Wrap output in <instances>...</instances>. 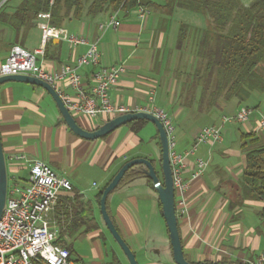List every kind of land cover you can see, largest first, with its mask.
I'll return each mask as SVG.
<instances>
[{
	"label": "crops",
	"instance_id": "1",
	"mask_svg": "<svg viewBox=\"0 0 264 264\" xmlns=\"http://www.w3.org/2000/svg\"><path fill=\"white\" fill-rule=\"evenodd\" d=\"M241 2L249 6L253 0ZM179 9L172 15L153 8L144 16L137 9L128 15L119 12V28L105 32L100 30V25L109 19L110 12L69 19L60 27L85 35L91 41L99 40L102 64L125 65V73L110 90L115 105L144 106L150 92L155 91L156 103L170 113L177 129L180 151L190 148L199 130L206 126L199 124L200 118L210 117V125L221 128L223 142L199 146L200 156L208 159L209 165L200 177L190 182L185 196L186 212L178 215L179 231L190 262L247 264L264 253V225L259 217L264 202L246 197L241 186L245 169L242 133L257 131L260 113H264L261 108L264 93L253 92L246 103L236 98L220 101L218 107L203 112L197 110V99L192 106H186L182 77L194 70L198 60L192 44L186 53L178 49L179 28L187 23L201 29L208 19L195 13V19L181 21L175 29L172 19ZM45 21L38 18L33 25L19 29L0 22V64L14 45L38 48L42 37L39 23ZM86 48L85 45L71 47L67 41L51 38L38 62L48 71H59L63 64L75 65ZM92 70L91 66L80 69L87 84ZM64 87L71 92L65 84ZM243 105L256 107L249 123L224 122V116H234ZM116 116L91 118L78 114L74 117L82 128L93 131ZM149 123L153 124L148 121L139 130L128 123L104 137L86 139L68 127L53 97L43 87L21 81L0 85V134L8 184H27L35 159L46 161L56 173L71 181L72 190L60 193L49 220L52 229L58 232V244L70 249L73 264L77 261L130 264L126 257H120L105 232L99 194L127 161L146 157L139 149L145 140L153 146L150 156L157 154L159 162L161 148L156 127L147 139L141 135ZM258 136L264 142V132ZM14 155H25L26 159H16ZM188 162L184 173L187 180L194 165L192 158ZM108 204L119 232L139 264H176L157 191L146 177L121 184L109 196ZM35 264L44 263L35 261Z\"/></svg>",
	"mask_w": 264,
	"mask_h": 264
},
{
	"label": "built area",
	"instance_id": "2",
	"mask_svg": "<svg viewBox=\"0 0 264 264\" xmlns=\"http://www.w3.org/2000/svg\"><path fill=\"white\" fill-rule=\"evenodd\" d=\"M141 16L148 12L143 5L137 7ZM38 17L42 29L41 45L36 49H27L14 45L9 56L0 64V77L6 75H31L50 84L63 100L68 110L74 115L91 118L112 117L131 112L144 111L155 115L163 124L169 145V156L175 187L177 215L186 212V192L191 180L200 177L209 165V160L200 156L199 146L221 143L225 136L220 127L206 125L196 135L195 143L185 151L177 147L176 127L170 113L156 103L155 91H151L148 103L144 106L115 105L110 97V90L125 73L123 63L105 65L101 63L99 40L91 41L85 35L70 32L50 24V12H40ZM118 12L100 25V30L118 29ZM51 38L67 41L71 47L85 45L86 50L78 56L75 65L63 64L59 71H48L38 62L44 54L47 42ZM91 66L89 84L84 80L80 69ZM64 84L71 89L67 91ZM255 109L243 105L234 116H224V122L249 123ZM257 132H264V113H260ZM16 159H26L25 155H14ZM192 158L194 165L190 179L184 173ZM72 190L71 181L61 176L44 160L35 159L30 168L27 184L17 182L7 187L6 204L0 220V264H73L70 250L58 244V232L52 229L49 215L56 205L60 193ZM247 264H264V253L255 261Z\"/></svg>",
	"mask_w": 264,
	"mask_h": 264
},
{
	"label": "trees",
	"instance_id": "3",
	"mask_svg": "<svg viewBox=\"0 0 264 264\" xmlns=\"http://www.w3.org/2000/svg\"><path fill=\"white\" fill-rule=\"evenodd\" d=\"M10 1L6 0L0 6V22L16 29L36 23L40 12H50V24L58 27L66 20L93 17L102 12L128 15L139 5L150 10H163L167 15H172L177 8L203 15L208 22L201 29L187 23H182L179 28L178 49L183 51L186 44L188 47L192 44L198 60L193 72L188 73L193 76L192 82H184L186 106H192L197 99V110L203 112L218 107L220 101L236 98L240 103H246L253 92L264 93V0H256L249 6L241 0H165L163 5L148 0H21L15 5ZM147 122L136 120L130 124L134 130H139ZM258 134L257 131L242 133L245 169L241 186L246 197L264 202V142ZM159 164L161 170L160 159ZM141 167L130 168L118 187L135 178L146 177ZM158 174L162 179L163 175L159 171ZM146 178L152 185L151 179ZM107 209L115 224L108 200ZM259 217L264 225V206Z\"/></svg>",
	"mask_w": 264,
	"mask_h": 264
},
{
	"label": "water",
	"instance_id": "4",
	"mask_svg": "<svg viewBox=\"0 0 264 264\" xmlns=\"http://www.w3.org/2000/svg\"><path fill=\"white\" fill-rule=\"evenodd\" d=\"M6 0L0 2V6ZM11 81H21L30 84H35L43 87L50 93L59 107L64 120L68 127L80 137L86 139H97L104 137L113 132L118 127L131 123L136 120H147L152 122L158 132L159 141L161 145V170L163 178L161 179L158 174L156 162L153 159L146 157H136L127 161L119 171L114 175L112 180L104 188L100 198V210L103 220L108 230L113 235L116 242L119 244L130 264H139L134 251L130 245L126 242L124 237L116 228L109 212L107 209V200L111 193L118 187L119 183L125 176L126 172L137 165L142 166L141 171L150 178L152 181L153 188L157 191L159 201L162 207V215L169 231L170 244L172 246L173 258L176 264H200L190 262L184 253L182 239L179 231L178 215L176 213V201H175V187L173 182L172 167L169 156V145L167 132L162 122L153 114L144 111L131 112L122 115H118L114 118L109 119L105 124L99 128L89 131L82 128L73 114L68 110L61 97L55 91V89L47 82L31 75H6L0 77V85ZM7 187H8V174L6 165V156L3 148L2 138L0 134V220L3 215V211L6 204L7 198Z\"/></svg>",
	"mask_w": 264,
	"mask_h": 264
},
{
	"label": "rangeland",
	"instance_id": "5",
	"mask_svg": "<svg viewBox=\"0 0 264 264\" xmlns=\"http://www.w3.org/2000/svg\"><path fill=\"white\" fill-rule=\"evenodd\" d=\"M18 1H20V0H11L10 1V3L11 4H16V3H18ZM155 1H157V2H163V1H165V0H155ZM254 1H256V0H253V2ZM252 4V3H251ZM197 17L196 16V14L195 13H192V12H189V11H185V10H182V9H179L177 12H176V14H175V16H174V18L172 19V24L173 25H175V29H176V26H178V25H176V24H180V22L181 21H185V22H189V21H192V19H195V18ZM263 18H264V16H263ZM185 47V49L183 50V52L184 53H186V52H188V48L186 49V47H188V44H186V46H184ZM189 48H190V46H189ZM186 71V70H185ZM192 72H193V70H192ZM182 79L185 81L186 80V82L189 80V82H192V79H193V76H189L188 75V73L187 72H185L184 73V75H183V77H182ZM187 84V83H186ZM187 95H186V92L183 94V98H185ZM261 96H263V104H262V106H261V108H262V110L264 109V94L263 95H261ZM74 116H76V115H74ZM200 121H198L199 122V124L200 125H210V117H202V118H200L199 119ZM241 124V123H240ZM153 128L155 129V125L153 126V124H151V123H149L148 124V126L146 127V128H144L143 129V131H142V136H144V139L146 138L147 139V136H148V134L150 133V131L151 130H153ZM259 133V132H258ZM261 134V133H260ZM238 135H240V132H238ZM176 136H177V143H179V138H178V132H177V129H176ZM151 148H153V146H152V144H150V143H148L147 142V140H145V142L142 144V145H140V147H139V149L141 150V152H144V154H146L145 156L147 157V158H149V159H153L156 163H157V154H156V156L154 157L153 155V157H151L150 156V153H149V151H150V149ZM159 163V162H158ZM157 163V169H158V171H159V173L160 174H162L161 173V170H160V164H158ZM93 178V177H92ZM95 178H97V177H95ZM10 183V182H9ZM9 185V184H8ZM112 194V193H111ZM110 194V195H111ZM106 225V224H105ZM105 232L107 233V235H108V237H109V239H110V241H111V243H112V245H114L115 247H116V249H117V251H118V253H119V255H120V257L121 258H123L124 259V257H126V259H127V256L125 255V253L123 252V250L121 249V247L119 246V244L116 242V240L114 239V237H113V235L111 234V232L108 230V228H107V226H105ZM108 248L110 249L111 248V245H110V243L108 244ZM76 264H79L78 263V261L76 262Z\"/></svg>",
	"mask_w": 264,
	"mask_h": 264
}]
</instances>
